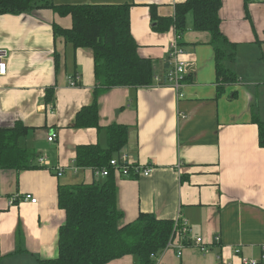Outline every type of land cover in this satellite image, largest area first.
<instances>
[{"label":"crops","instance_id":"0c3cea01","mask_svg":"<svg viewBox=\"0 0 264 264\" xmlns=\"http://www.w3.org/2000/svg\"><path fill=\"white\" fill-rule=\"evenodd\" d=\"M53 1L131 4V31L139 54L154 61L155 79L149 86L99 92L93 51L75 48L54 30L55 24L71 28L70 14L46 7L0 14V55L7 63V73L0 75V128L17 122L28 127L20 143L37 152L39 165L0 169V264H39L59 256L66 221L59 186L103 179L93 168L77 165V149L106 147L105 128L115 123L129 126L122 151L132 162L153 168L148 176L117 173L121 225L144 212L189 227L186 238L173 240L155 264H264V147L255 121H264V0H222L220 29L236 44L231 67L238 77L222 85L223 92L212 36L196 30L193 13L188 14L181 38L187 62L183 97L164 83L176 30H156L151 7L159 17H173L176 5L186 0ZM95 99L101 129L76 127L77 113ZM52 132L57 138L49 141ZM198 238L205 250L196 245ZM108 264L139 262L126 255Z\"/></svg>","mask_w":264,"mask_h":264},{"label":"trees","instance_id":"16d2710c","mask_svg":"<svg viewBox=\"0 0 264 264\" xmlns=\"http://www.w3.org/2000/svg\"><path fill=\"white\" fill-rule=\"evenodd\" d=\"M42 7L72 16L71 28L55 24L54 30L75 48L93 51L99 92L154 83V61L139 54V45L131 31V4L56 5L53 0H0V14H21ZM221 7L222 0H186L176 5L173 17H159L156 7H151L153 27L158 31L173 26L182 38L188 29V14L192 12L194 28L211 34L221 85L219 92H223L222 85L238 80L231 67L236 58V44L221 32ZM48 100H53L52 92L48 93ZM255 121L259 127V144L264 147V121L259 118ZM99 124L95 99L77 113L75 126L101 129ZM28 130L21 122L12 128H0V169L39 167L35 164L37 152L20 143ZM105 130L106 147L98 143L80 145L76 163L79 167L108 168L110 172L101 180L59 186V206L66 211V221L59 232V256L40 260L39 264H108L126 255L135 256L139 264H155L174 238L175 221L159 219L150 213L141 212L133 222L121 225L124 213L118 208L117 172L110 160L119 156L127 145L129 126L115 123Z\"/></svg>","mask_w":264,"mask_h":264},{"label":"built area","instance_id":"2783aa9c","mask_svg":"<svg viewBox=\"0 0 264 264\" xmlns=\"http://www.w3.org/2000/svg\"><path fill=\"white\" fill-rule=\"evenodd\" d=\"M252 1H263V0H248ZM184 48L181 43V38L176 34L175 38L171 41L169 46V68L165 77L166 84H171L177 91L179 97H183V87L185 85V77L187 73V62L183 58ZM7 73V63L2 59L0 55V75H5ZM71 85H78L76 79L70 80ZM57 138V133L52 132L49 136V141H53ZM41 162H44V158H40ZM110 165L116 170L117 173L123 177H131L132 175H143L148 176L153 171L152 166L143 165L140 163L132 162L129 158V155L126 151H122L121 154L117 157H114L110 160ZM58 175H61L63 169L61 167L57 168ZM77 169V168H76ZM94 174L96 177H106L110 170L108 168H93ZM25 199H30L31 202L36 203L37 198H34L31 194H26ZM175 229L173 232V240L179 239L184 240L189 234V227L186 223H181L179 220L175 221ZM216 239L219 241L220 236H217ZM173 240L169 243L172 244ZM196 245L201 247L202 250H205V246L202 243V239L198 238L195 241ZM182 248V247H181ZM180 253V252H179ZM248 263H257L252 261H247Z\"/></svg>","mask_w":264,"mask_h":264}]
</instances>
